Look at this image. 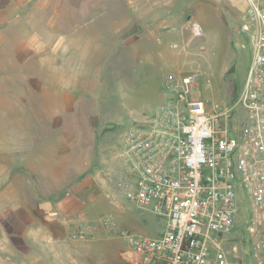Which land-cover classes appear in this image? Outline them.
<instances>
[{"label": "built area", "instance_id": "1", "mask_svg": "<svg viewBox=\"0 0 264 264\" xmlns=\"http://www.w3.org/2000/svg\"><path fill=\"white\" fill-rule=\"evenodd\" d=\"M244 4L237 31L251 59L236 101L243 114L233 117L234 107L195 94V69L166 77V102L122 134L116 157L126 173L117 185L165 220L158 236L118 233L136 264H264V0ZM236 220L244 224L240 238L229 235ZM101 221L113 226L111 216ZM90 229L78 226L73 237Z\"/></svg>", "mask_w": 264, "mask_h": 264}, {"label": "rangeland", "instance_id": "2", "mask_svg": "<svg viewBox=\"0 0 264 264\" xmlns=\"http://www.w3.org/2000/svg\"><path fill=\"white\" fill-rule=\"evenodd\" d=\"M206 1L138 0V5L145 7V12L133 8L134 0L82 1L78 4L86 8V15L68 19V15L52 17V14L45 13L38 19H31L30 25L51 23L63 30L73 27L75 19L76 24L84 21V26L106 29L103 36L113 43L105 42L107 46L100 52L98 69L89 73L83 86L73 90L82 96L86 106L79 108L82 112L71 116L74 115L76 121L80 115L93 116L96 129L99 127L104 131L106 126H110L113 135L118 137L130 124L150 118L156 107L166 101V91L161 84L166 77H177L195 69L200 72L195 94L199 92L204 101L234 107L233 117L243 114L236 101L251 59L247 38L237 31L242 22L244 0H215V7ZM114 4L118 6L114 7ZM64 10L69 12V7L64 6ZM191 23L196 24L199 31H195ZM11 26L8 24L5 28ZM116 27L118 32L113 34V38L111 28L115 30ZM120 27L123 28L121 32ZM7 36L8 32H0V59L19 57L21 50L16 52L7 46L10 44ZM4 88L6 86H0L1 97L6 93L2 91ZM64 88L67 89L66 86ZM28 115L34 125V114L28 111ZM76 132V140H87L82 130L77 128ZM120 146V140H113L100 153L96 152V144L92 150L97 160L90 169L107 171L104 178L108 187L95 184L91 191V211L81 222L82 225H91L84 240H73L72 229L64 231L61 224L54 222L62 232L60 234L67 233L66 240L59 242L58 248L61 251L75 250L69 257H60L59 264H136L126 253L125 239L118 234L120 230L129 229L152 237L163 232L164 218L137 207L126 198L122 187L113 188L122 174L115 175L109 168L121 162L115 157ZM92 175L83 174L76 181L103 178ZM242 212L241 209L239 213ZM103 216L113 218L111 228L103 226ZM243 234L244 224L236 220L229 235L240 238ZM30 243L33 250H48L53 244L47 241ZM9 244V241H0V264H35L33 257L21 255L19 251L10 249Z\"/></svg>", "mask_w": 264, "mask_h": 264}, {"label": "crops", "instance_id": "3", "mask_svg": "<svg viewBox=\"0 0 264 264\" xmlns=\"http://www.w3.org/2000/svg\"><path fill=\"white\" fill-rule=\"evenodd\" d=\"M82 1L94 0H0V32H8L7 46L21 50L19 57L0 59V86H6L2 89L6 93L0 96V241H9L10 249L33 257L35 264H59L60 257L75 251L58 248L67 233L60 234L54 222L61 224L62 230L70 228L73 232L82 225L91 211L94 185L108 187L104 178L107 171L90 169L97 160L94 145L100 153L113 140L121 142L123 134L115 137L110 126L104 131L96 129L93 116L80 115L79 121L71 116L86 106L73 90L83 86L89 73L98 69L100 52L107 46L105 42L111 41L103 36L106 29L84 26V21L76 24L75 19L73 27L63 30L51 23L30 25L31 19L45 13L52 17L68 15V19L86 15V8L78 4ZM214 1L206 3L215 7ZM134 2L135 10L146 11L138 0ZM8 24L12 26L6 29ZM117 30L111 28L112 37ZM28 111L34 114V125ZM77 128L87 140H76ZM109 169L115 175L126 173L122 162ZM83 174L103 178L76 181ZM119 187L113 185L114 189ZM49 209L56 210L57 215L48 216ZM39 241L53 244L48 250H33L30 242Z\"/></svg>", "mask_w": 264, "mask_h": 264}]
</instances>
